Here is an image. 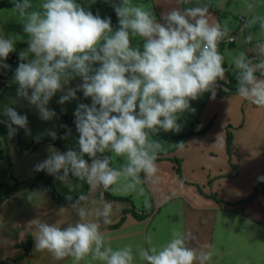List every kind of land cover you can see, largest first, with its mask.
Segmentation results:
<instances>
[{
    "label": "clouds",
    "instance_id": "1",
    "mask_svg": "<svg viewBox=\"0 0 264 264\" xmlns=\"http://www.w3.org/2000/svg\"><path fill=\"white\" fill-rule=\"evenodd\" d=\"M106 2L112 3L118 26L111 16L94 14L78 0H40L38 4L12 0V10L28 37V48L19 52L21 62L13 80L18 85L17 96L35 105L44 120L57 116L48 105L58 92L62 93L61 105L79 100L78 92L91 98L90 104L80 102L74 112L78 150L59 151L52 146L49 156L34 165L35 171H46L70 188L71 176L90 189L144 195L142 185L154 186L159 180L157 160L163 145L152 137L161 130L181 132V116L196 112L191 101L205 93L215 99L226 72L219 44L228 33L200 0L194 6L162 13L163 22L151 7L132 0ZM176 2L185 4L186 0ZM259 24L264 29V19ZM18 38L0 33V72L11 68L5 61ZM259 50L264 55V43ZM232 63L236 94L264 106V79L256 74L258 68L264 69V61L254 65L240 53ZM77 77L82 82L70 86ZM15 103L18 100L13 99L0 107V115L7 118L0 123L6 125L10 137L21 128L31 135L28 116L11 106ZM71 131L69 128L62 138L67 139ZM43 135L55 140L58 133L48 130L33 139L39 142ZM106 152L112 155L101 158L99 154ZM114 157L125 162L113 167ZM257 179L264 182V174ZM65 198L78 217L75 222L64 227L59 221L37 218L29 223L34 229L35 251L46 250L57 261L71 257V264H81L90 257L102 264H137V260L144 264H207L211 258L207 246L190 245L197 239L196 233L178 229L159 247L146 236V245L135 251L130 245L114 248L106 242L104 231L112 223L113 204L104 201L93 213L84 192L75 199L70 194ZM28 199L32 201V193ZM93 215L96 219H90Z\"/></svg>",
    "mask_w": 264,
    "mask_h": 264
},
{
    "label": "crops",
    "instance_id": "2",
    "mask_svg": "<svg viewBox=\"0 0 264 264\" xmlns=\"http://www.w3.org/2000/svg\"><path fill=\"white\" fill-rule=\"evenodd\" d=\"M0 1L12 2V0ZM39 2L40 0H34V4ZM96 2L94 9H97V13L102 17L111 16L113 25L118 26V18L112 3L106 0H96ZM132 2L151 7L157 18L163 22L162 13L173 8L194 6L192 4L195 0H186L185 4H178L176 0H132ZM200 2L209 8L213 17L228 34L236 35V40L232 44L219 45V51L225 57L226 72L224 80L219 82L220 87L217 89L215 99L210 98V93H205L199 99L191 101L196 109L195 113L186 112L181 116L182 123L189 127L187 131H193L183 141L187 143L188 140L190 143L192 139L200 138L202 147L207 149L205 157H217L221 163H226V167L217 168L214 172L211 169L200 172V169L205 167L200 165L199 161L194 160L190 168H185L184 162H180V177L177 164L171 159L178 157L169 153H160L159 156L163 159L157 160L158 183L154 186L142 185L145 189L144 195L117 189L112 190L113 195L129 197V200H109L105 197L103 187H98V190L89 188L87 204L93 213L97 207H102L104 201L113 204L112 223L104 226V231L106 242L114 248L130 245L135 251L138 247L146 245V236H151V243L159 247L171 238L174 229H178L197 234V239L190 242L192 247L207 246L212 253L207 264H264V192L250 202L232 204L248 197L260 182L257 177L264 174V106L252 104L236 94V70L232 63L233 57L240 53H243L245 59L250 60L254 65L264 61V55H261L259 50V45L264 43V29H261L259 24V20L264 19V0H200ZM250 3L253 4L251 9L248 7ZM103 7L107 9L101 13L99 10ZM12 8L13 6L0 8V33H3L5 38L9 35L19 37L15 44L28 43L27 34L23 32V23ZM240 16L248 18L243 30H238ZM137 42L138 38L133 40V44ZM31 55L29 53V56ZM14 56L19 57V52L16 53L14 50L9 54L5 62L11 65V68L0 72V107L10 104L13 99L18 100V103L11 106L20 114H27L28 127L31 129V135H25L23 128L19 129L18 133L21 137L32 142L35 141L33 137L39 133H47L48 130L59 133L69 128H76L75 109L80 102L90 104L91 98H85L82 92H78L79 100L66 101L61 105L58 101L62 93L58 92L48 105L56 111L57 116L51 120L42 119L35 105L17 96L18 85L13 77L19 63L11 62ZM256 74L258 78L264 79V69L258 68ZM81 82L77 77L70 86L75 87ZM57 105L66 109L64 111L66 117L59 113ZM0 119L2 121L7 118L0 115ZM63 125H67V128ZM216 130L219 136L220 130L222 131V146L214 152L212 150ZM165 135L170 137L175 134ZM165 135L158 133L152 138L164 140ZM78 136L79 133L70 135L63 147L44 141L31 153H21L17 146V137H10L7 144L0 147V170L8 169L4 181L12 184L14 179L23 180L39 173L40 171L34 170V165L49 156V149L52 146L59 151L78 150ZM46 137L51 136L43 135L40 140H45ZM250 145L257 149L261 148L260 154L248 157L244 161L243 152L239 148ZM201 152L205 153V151ZM103 156L106 155H101V158ZM115 160L114 157L113 166L120 167L121 164L116 165ZM196 163L198 171L195 170ZM44 172L53 179L57 190L64 196L70 194L74 197L82 190L83 182L75 177L70 176L72 181L70 188ZM233 190L238 195L233 197ZM29 193H32V201L28 199ZM213 195L219 200L214 199ZM132 206H135L138 212L145 210L153 213L145 219H137L131 212H125ZM5 209L6 223L2 221L0 225V258L5 260V264H20L18 262L71 264V257L57 261L46 250L36 252L35 242L29 254L19 258L24 252V249L19 247V243L29 237L33 238L34 229L29 223L39 218L49 223L59 221L66 227L68 223L78 219L70 204L56 203L43 184L36 183L34 187L25 188L5 200L0 206V214ZM122 216H125V220L119 226L112 227L111 225L118 223ZM90 219L96 217L93 215ZM81 264H102V262L94 261L89 257ZM137 264L144 262L137 260Z\"/></svg>",
    "mask_w": 264,
    "mask_h": 264
},
{
    "label": "trees",
    "instance_id": "3",
    "mask_svg": "<svg viewBox=\"0 0 264 264\" xmlns=\"http://www.w3.org/2000/svg\"><path fill=\"white\" fill-rule=\"evenodd\" d=\"M4 6H13V4H12V2L11 3H5V2L0 1V8L4 7ZM91 11L94 14H97V9H93ZM27 48H28L27 42H19V43L15 44L16 53L20 52V51H25V50H27ZM57 109L63 117H66V114L64 113V111H61L62 108L60 107V105H57ZM71 130H72L71 135L78 133L76 131V128H72ZM67 131H68V129L59 132L58 136L55 140H53L52 137H46L45 140H40L39 142H37V141L29 142V141L23 139L19 133H17L15 136L17 137V146H18V149L20 150V152L21 153H31L35 149H37L44 141H48L51 144L63 147L66 139H63L62 137L67 133ZM192 133H193V131L189 130L187 132L180 133L178 135H174L173 137L178 136V137H182V138L186 139ZM12 137H14V136H12ZM164 137H168V135L163 136V138ZM9 138H10V136L8 135V129H7L6 125L4 123H0V147L6 145ZM228 140H229V136H228ZM99 155L100 156L101 155L110 156V152H106L104 154H99ZM85 158L89 159V161L91 160V158H89L87 156ZM160 159H163V157L158 156V160H160ZM171 159L176 162L177 172H178L179 176L181 177L179 158H171ZM111 166H113L112 160H111ZM7 175H8V169L0 170V203L9 199L12 196H15L19 191H21L25 188H32V187H34V185L36 183H42L43 186L45 187V189L49 191L50 195L52 196V198L54 199V201L56 203H58V204H69V201L65 198L66 196L62 195L57 190L53 179L50 176H48L44 171H40L36 175L29 177L27 179H23V180L14 179V183H12V184H9L6 181H4L5 178L7 177ZM81 192H84L86 195L89 192V186L85 182H83L82 190L80 191V193ZM262 192H264V182H259L256 185V187L254 188L253 192L248 197H246L242 200L236 201V202H232V204L233 205H239V204L250 202L253 199H255ZM79 194L74 196L73 199L77 198L79 196ZM105 197H106V199H109V200H111V199L124 200V201L129 200V197L113 195L112 189H108V190L105 189ZM212 197L214 199L219 200L215 195H213ZM125 212H131L132 215L137 219H145V218L149 217L150 215H152V213H153V212H148V211L146 212L145 210H141L140 212H138L135 206H132L131 208L126 209ZM124 220H125V216H122V218L120 219V221L118 223L111 225V226L112 227L119 226ZM33 242H34L33 238L29 237L27 240L19 243V247H22L24 249V252L19 256V258H23L29 254V252L32 250ZM0 264H5V260L0 258Z\"/></svg>",
    "mask_w": 264,
    "mask_h": 264
},
{
    "label": "rangeland",
    "instance_id": "4",
    "mask_svg": "<svg viewBox=\"0 0 264 264\" xmlns=\"http://www.w3.org/2000/svg\"><path fill=\"white\" fill-rule=\"evenodd\" d=\"M78 2L81 3L82 6H84L85 8H90V9H94L96 7V3H97L96 0H78ZM106 9H107L106 7H103V8H100L99 11L102 13ZM12 59H11V62L15 63L12 61ZM20 62H16V63H20ZM199 116H200V114L197 115V117H199ZM203 116L204 115H202V118H203ZM199 120H200V118H199ZM180 123H182L181 118H180ZM183 125H184L183 129L179 133H175V132H171V131L170 132H164L162 130L159 133H163L164 135L165 134L177 135L180 133H184L189 129V127H187L185 124H183ZM214 137H215V141H214V146H213L212 151L217 152L218 148L222 146V141H221L222 131L220 130V136H219V132L216 130ZM183 139L184 138L178 137V136L177 137H173V136L166 137V138H164V140L160 139L161 143L163 145V151L161 153H169V155L177 156L180 159V162H184L185 168L192 167V164H193L192 162L194 160L199 161L200 165L205 167L202 170L200 169V172H203L204 170L207 171L208 169H211L214 172L215 169H217V168L226 167V163H221V160L217 159V157H209V158L205 157V155L207 154V149L205 147H202L200 138L196 137V139H192V141L190 143L188 142V140H187V143H184ZM181 143H183V147L180 146ZM202 149H205V150H202ZM239 149H241V151L243 152L244 161H246L248 157H255L256 155H259L260 150H261V148L257 149L253 145H250L249 147L242 146ZM201 151H205V153H202ZM233 157H234V155H233ZM115 158H116V160H115L116 165H119V164L122 165L125 162L122 157H115ZM233 161H234V159H233ZM168 170H170V169L168 168ZM195 170L198 171V164L197 163H196ZM214 194H216V191H214ZM236 195H238V194H236V192L233 190V197ZM4 202L5 201L1 202L0 206ZM5 213H6V209L2 214H0V225L2 224V221H4L6 223V219L4 218ZM18 263L21 264V262H18Z\"/></svg>",
    "mask_w": 264,
    "mask_h": 264
},
{
    "label": "built area",
    "instance_id": "5",
    "mask_svg": "<svg viewBox=\"0 0 264 264\" xmlns=\"http://www.w3.org/2000/svg\"><path fill=\"white\" fill-rule=\"evenodd\" d=\"M247 16H240L239 17V27L238 30H243L246 23H247ZM236 40V35L235 34H228V36L219 44V45H228L232 44ZM13 62H20V58L18 56H14L12 59Z\"/></svg>",
    "mask_w": 264,
    "mask_h": 264
},
{
    "label": "water",
    "instance_id": "6",
    "mask_svg": "<svg viewBox=\"0 0 264 264\" xmlns=\"http://www.w3.org/2000/svg\"><path fill=\"white\" fill-rule=\"evenodd\" d=\"M0 121H1V119H0Z\"/></svg>",
    "mask_w": 264,
    "mask_h": 264
}]
</instances>
